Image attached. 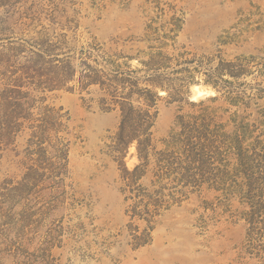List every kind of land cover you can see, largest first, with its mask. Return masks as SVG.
I'll use <instances>...</instances> for the list:
<instances>
[{"label":"rangeland","instance_id":"374dc122","mask_svg":"<svg viewBox=\"0 0 264 264\" xmlns=\"http://www.w3.org/2000/svg\"><path fill=\"white\" fill-rule=\"evenodd\" d=\"M31 3L21 36L0 7V264H264V159L236 171L216 151L202 183L179 142L206 107L204 122L232 130L228 89L260 96L246 112L264 139V0H21L8 15ZM150 76L168 89H152L140 160L103 108Z\"/></svg>","mask_w":264,"mask_h":264},{"label":"trees","instance_id":"16d2710c","mask_svg":"<svg viewBox=\"0 0 264 264\" xmlns=\"http://www.w3.org/2000/svg\"><path fill=\"white\" fill-rule=\"evenodd\" d=\"M21 0H0V7L4 8V17L1 21H5L7 26L8 34L14 36L23 35L26 33L27 28L33 24L36 20L35 15L31 13L33 4H28L27 6L23 5L22 8H19V11L13 10L12 13L7 11V7L14 6L16 2ZM24 3V1H23ZM17 14V15H16ZM16 15V16H15ZM6 29V27H5ZM15 48V51L18 53L24 50L23 42ZM228 74L234 79H238L241 76L249 74V71L243 67L239 69H230L227 71ZM113 79L117 81L116 75H113ZM206 82L209 83L212 88L219 90L218 83L213 79H206ZM146 83L150 85V88L145 87L143 89L138 88V78L128 79L129 92L124 98H117L115 94H112V98L109 101V105L103 108L106 111L118 109L120 112V122L118 126V131L116 132V145L117 147L127 148L133 141H136V148L138 151L139 159H145L146 154L144 153L148 145L151 146V128L154 124V120L157 116L156 110V99L158 95L156 90L152 89H168L159 81L157 77L150 76L146 80ZM142 92H145L142 95ZM242 93H233L232 89H228L224 95V100L230 106L235 107L236 109L228 117V122L232 123V130L230 132L223 131L227 123L219 124L217 126L211 127V123L204 122V115L208 107H206L203 113L200 115L201 123L185 125L182 124V130L186 132L187 136L184 140L179 142L183 143V160L187 159L188 164L192 162H197V170H202L199 179L200 182H209L211 175L208 173V166L210 165V159L214 158V153L221 155H229L232 158H235L236 171H240L244 166H250L253 160L260 158L264 159V139L260 138V135H255L254 130L252 129V123L256 117L250 119L252 113L246 112L251 107V103H258L260 96H251L244 95ZM170 99L168 102H173L176 100V97L172 92H168ZM218 96L209 97L208 100L216 101ZM106 99H102L103 104L107 103ZM138 100L141 102V105H135L133 102ZM111 104V106H110ZM243 107V112L238 113V109ZM258 114L262 112V109H257ZM181 118V117H180ZM196 119H199L197 117ZM150 129V137H149ZM193 137H196V140H192ZM217 138L221 139L223 149L218 151V146H216ZM225 152V153H224ZM223 158L226 159L225 156ZM222 160V159H221ZM144 161V160H143ZM176 161L168 160L166 165L171 166V163ZM139 165H136L131 173H133ZM190 166H184V172H182L181 178L186 182H189V179H194L197 171L194 175H188ZM201 179V180H200Z\"/></svg>","mask_w":264,"mask_h":264},{"label":"bare ground","instance_id":"6f19581e","mask_svg":"<svg viewBox=\"0 0 264 264\" xmlns=\"http://www.w3.org/2000/svg\"><path fill=\"white\" fill-rule=\"evenodd\" d=\"M196 93H197V94L201 93V90L196 89Z\"/></svg>","mask_w":264,"mask_h":264}]
</instances>
